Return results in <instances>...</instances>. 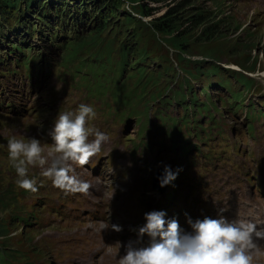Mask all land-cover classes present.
<instances>
[{"label": "rangeland", "instance_id": "1", "mask_svg": "<svg viewBox=\"0 0 264 264\" xmlns=\"http://www.w3.org/2000/svg\"><path fill=\"white\" fill-rule=\"evenodd\" d=\"M246 1L248 0H196L198 4L206 9L222 6V12L216 14V16L221 18L227 15L226 18L234 20V24L231 25L232 28H229L226 37L220 41L203 45L193 41L190 44L191 51L196 54L195 59L204 60L205 58L201 54L206 51H211L218 56V64L223 69L219 70L211 81L227 82L231 88L234 87L235 90H231V98L229 99V102L236 103L235 106L234 103L232 104L234 106L232 110L241 112L250 121L249 134L251 135V140H253L251 143L242 142L248 139L245 125L243 123L232 125L230 121H225L222 125L218 124V121L215 122L212 132L209 134L211 135L210 138L207 137L208 134L204 135L197 132V137L191 139V142L196 144L198 150L194 151L190 169L208 174L211 178L210 190L216 192L218 189V199L221 203L226 200L227 194L225 190L233 187V181L248 183L261 172L264 173V166L261 167L262 170H259L260 165L256 157L264 149V145L258 148L259 144L255 140L256 135L264 133V127L258 128L259 133L256 129L257 126L264 124V113L254 109L253 105L251 107L246 106L249 98L244 101L240 94L237 93L241 89L238 79H232L231 73L224 70L243 71L245 67L255 65L253 72H244L246 76L254 81L255 88L261 89L260 92H257L253 88L251 99L255 100L259 96L257 93H260L264 98V4L259 3L264 0H255V2L249 3ZM210 2L216 4L212 5ZM211 11L214 12V10ZM125 12H129L126 6L118 11L119 15ZM133 28L136 35L135 37L127 38V40L141 42V46L148 51L149 57L146 56V59L143 60L148 75L156 72L157 67L160 68L159 73L163 74L159 78V81L163 82L161 89L166 87L162 98L169 99L171 106L176 105V98L180 96V93H185L184 99L187 103L194 96H197L199 102L202 101V106L198 107L199 111L208 113L209 107L207 104L209 99L203 100L200 95V90H203L205 86L207 93L213 97L217 95L223 98L228 96L221 87L207 86L209 80H206L203 75L197 82H194L186 79L182 73L174 71L172 68L167 74L165 69L169 68L170 59L175 62L176 53L161 44L160 39L150 34L145 28H141L138 24L133 26ZM122 29L125 33L124 25ZM114 59L117 61L116 55ZM246 60H248V65L244 64ZM189 83L190 85L187 88ZM27 86L22 76L0 78V90H2L0 97L7 102H12V105H15L14 107L25 110L19 115L7 114L6 110H0V196L6 190L7 194H11L12 199H15L16 209L22 212L25 218L41 219L43 224L40 229L31 231L19 224L14 219L16 217L14 214L9 212L0 213L1 218L5 222L9 221L11 223L7 231H5L9 234L8 240L5 239V242L1 243L2 238L0 237V244L8 245L13 250H20L23 254L22 258L19 259L20 264H24L27 259L29 261H37L39 264H52L57 260L62 261L64 258L61 250H56L55 241L51 238L53 233H57L54 236L57 245L59 248H63L67 254L63 264H99L97 260L102 253L99 252L101 245L109 251L113 248V253H115L117 247L120 244L125 246L133 234L132 198L137 191L139 192L138 195H140L138 185L143 170L139 166L131 172L128 180L121 179L118 182V185H123V192L113 202L108 190V181L110 179L106 181L105 185L96 183L98 174L94 168L102 156L117 151L124 146L128 139L135 140L137 138L136 131L131 124H128L130 127L127 129L108 130V127L96 118L90 120L89 127L105 133L108 140L102 145V153L94 162L93 160L99 154L90 158L89 163L84 166L71 165V167H76L74 175L90 185L89 190L86 193H65L56 187L55 184H52L51 178L43 176L44 168L30 166L28 177L30 179L35 178L37 184H39L37 186L38 191L36 193L25 191L16 184L17 175L8 158V139L12 136L17 139L35 137L40 140L41 145L45 149V154H47L51 149L47 145L48 136L55 118L59 113L73 112L76 108L75 101L68 91L63 94L58 93L59 100L55 101L54 105H48L45 102L49 101L53 93L59 90L53 82L49 85L41 86L38 91L29 90ZM34 98H36V103L38 102L40 106H37V104L32 106ZM103 98L107 99V103L112 100L108 95ZM115 98L117 104L122 105L121 93L116 95ZM102 103L104 104L103 99ZM109 104L112 105L113 102ZM31 106L32 110L29 109ZM176 108L172 107L170 109L176 110ZM27 111H29V114ZM218 126L221 130L220 134L216 132L218 131ZM204 131L209 133L210 129L207 128ZM128 142H131V140ZM123 153L126 156L128 154L125 151ZM169 154L175 156L176 151H171ZM158 157H167V155L158 152L152 155L149 153L138 154L137 162L134 166H137L140 162H156ZM116 162L114 161L115 166ZM262 164L264 165V158ZM107 172L108 169L105 168L102 175H106ZM224 177L225 179L235 178V180L229 179L226 184L220 187L225 180ZM175 195L184 200L192 199V196L189 195L182 184L176 189ZM99 196L102 197L107 205L114 204L115 214L112 217L113 221L109 219L104 221L95 220L89 216V212L95 208L96 199ZM254 208L258 212L263 209L259 204L254 205ZM71 210L74 212H71ZM114 223L121 228L120 231H114L110 227L115 225ZM107 224L109 227L105 228ZM5 225L7 226V224ZM75 226L87 227L85 229L76 227L63 230L66 227ZM95 228L100 229L99 234ZM97 234L99 242L97 241ZM85 236L92 241V244L86 239L81 241L89 243L87 245L79 242V239ZM86 251L90 252V256L87 259H82Z\"/></svg>", "mask_w": 264, "mask_h": 264}, {"label": "trees", "instance_id": "2", "mask_svg": "<svg viewBox=\"0 0 264 264\" xmlns=\"http://www.w3.org/2000/svg\"><path fill=\"white\" fill-rule=\"evenodd\" d=\"M125 6L129 12L119 15L118 11ZM222 8L206 9L196 0H0V75L35 74L39 80L43 72L52 73L49 56L58 61L57 75L64 81L66 77L101 69L117 78L113 88L106 86L105 94L115 100L117 93H123L122 105L112 106L121 120L134 119L142 131L148 126L159 130L176 125L185 115L178 119L163 110L172 106L169 99L162 98L166 87L161 89L163 82L159 78L163 74L159 73L160 68L148 75L143 62L149 57L148 51L141 42L127 38L135 37L133 26L138 24L176 53L175 62L170 59V66L165 69L167 74L172 68L194 82L203 75L209 80L207 86H218L220 82L211 81L223 69L218 64V56L206 51L201 54L204 60L195 59L190 44L194 41L203 45L226 37L234 20L227 19V15L218 18L216 14L222 12ZM247 62L244 64L248 65ZM87 65L90 72L83 73ZM254 68L255 65L243 71L224 69L231 73L232 79H238L241 89L237 93L244 101L250 99L253 88L256 89L254 81L244 72H253ZM184 95L180 93L176 98L179 114L180 110L189 112ZM210 103L213 104L211 98ZM154 107L157 108L152 112ZM7 193L5 190L0 196V213L14 214L18 210L15 199ZM9 224L0 216L1 243L8 240L9 234L5 231ZM8 249L12 250L4 244L0 250V264L15 261L17 255Z\"/></svg>", "mask_w": 264, "mask_h": 264}, {"label": "clouds", "instance_id": "3", "mask_svg": "<svg viewBox=\"0 0 264 264\" xmlns=\"http://www.w3.org/2000/svg\"><path fill=\"white\" fill-rule=\"evenodd\" d=\"M95 117L94 108L86 104H80L75 113H59L49 133L53 146L47 154L35 137H10L8 158L17 175V186L37 192V182L28 177V172L30 166H39L65 193H86L90 185L72 174L71 165L88 164L108 140L105 133L87 126ZM90 137L94 138L90 140ZM177 175L178 170L165 165L157 178L159 186H167ZM165 216L163 211L144 214L145 223L138 228L137 235L140 239L147 236L148 244L136 246L128 242L119 264H252L251 251L257 247L255 240L264 239V227L251 221H229L223 215L217 219H189L191 230L185 231L177 220L165 219ZM110 227L121 230L117 225Z\"/></svg>", "mask_w": 264, "mask_h": 264}, {"label": "bare ground", "instance_id": "4", "mask_svg": "<svg viewBox=\"0 0 264 264\" xmlns=\"http://www.w3.org/2000/svg\"><path fill=\"white\" fill-rule=\"evenodd\" d=\"M246 2H255V0H248V1H246ZM259 3H261V4H264V1H262V2H259ZM261 7V6H260ZM38 40V39H37ZM13 75V74H12ZM11 77V76H10ZM81 84H85V86H89L90 84L89 83H91L92 81H89V80H84V81H79ZM202 92H204L205 93V95H203V93H202V97H203V100H206L207 98L209 99V98H211V99H213V100H217L218 99V101H219V96L217 95L216 97H213V96H211V94H208L207 93V91L204 89V90H202ZM218 97V98H217ZM198 102H199V100H198ZM15 106V105H14ZM226 109H227V106L224 104V103H222V102H219L218 103V105H217V108H216V111H217V115H218V117L219 118H222L223 117V115L225 114V111H226ZM176 185V181H174L173 183H172V185L170 186V195H172V190H173V187ZM167 208H169V207H167ZM171 211H173L172 209H171ZM98 220H103V219H101V218H99ZM95 230L98 232L99 230H98V228H95ZM54 232V231H53ZM1 246H3V245H1ZM99 252H102L101 253V255L99 256V258H98V260H97V262L99 263V264H110V262H111V252L107 249V248H105V247H100V250H99ZM90 256V252L89 251H86V252H84V254H83V256H82V259H87L88 257ZM15 264H20L19 262H16Z\"/></svg>", "mask_w": 264, "mask_h": 264}]
</instances>
